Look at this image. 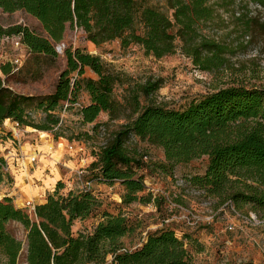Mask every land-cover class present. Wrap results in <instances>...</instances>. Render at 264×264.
<instances>
[{"label":"trees","instance_id":"trees-1","mask_svg":"<svg viewBox=\"0 0 264 264\" xmlns=\"http://www.w3.org/2000/svg\"><path fill=\"white\" fill-rule=\"evenodd\" d=\"M164 1L173 11L172 17L156 7L140 6L137 0H0V10L26 12L41 23L47 36L21 25L0 27V35H21L31 53L56 56L55 47L70 25L83 30L96 47L119 41L124 50L138 45L147 56L162 59L177 52L179 40L183 54L201 70L223 65L228 46L204 35L203 26L216 21L219 9L229 12L235 8L236 0L214 4L212 0ZM243 1L246 6L264 9V0ZM246 17L241 14L235 19L242 23ZM66 55L67 70L54 93L38 97L12 91L6 83L11 65L0 62V124L10 120L46 132L60 128L65 103H76L82 90L90 97L89 104L79 110L83 125L93 124L94 131L101 133L98 119L102 113L111 121L126 116V122L104 140L87 168V178L93 182L122 185L123 205L158 207L163 200L148 192L138 173L147 157L136 145L140 141L163 151L164 161L150 166L172 177L177 166L207 157L203 175L180 178L188 189L201 191L203 199L217 201L220 208L229 204L241 210L249 205L264 214V88L231 86L175 110L151 101L163 86L161 80H148L130 90V81L99 56L81 49ZM86 68L98 79L85 78ZM126 84L133 93L119 101L115 89ZM32 108L44 113L42 123L32 118ZM54 136L56 140L64 137L59 132ZM0 163L1 185L5 162L0 159ZM62 188L58 182L56 190L34 211L18 207L11 197L0 199V264H18L22 252L23 243L11 233V224L21 225L27 233V264H105L109 257L111 264H196L185 240L167 226L148 233L135 250L126 248L122 239L134 229L122 214L103 211L92 233L74 235V223L93 217L101 202L92 191L63 195Z\"/></svg>","mask_w":264,"mask_h":264},{"label":"rangeland","instance_id":"rangeland-1","mask_svg":"<svg viewBox=\"0 0 264 264\" xmlns=\"http://www.w3.org/2000/svg\"><path fill=\"white\" fill-rule=\"evenodd\" d=\"M137 1L140 6L156 7L172 17L173 11L164 0ZM216 1L218 0H212V4L217 3ZM236 3V7L229 12L219 9L216 21L203 26L204 35L228 46L229 49L224 57V64L215 70L205 71L195 66L192 60L183 54L179 40L177 41L178 49L174 55L156 59L147 56L138 45H132L124 50L119 41L96 47L88 41L84 31H77L76 27L67 25L62 41L63 53H58L56 56L30 53L23 69L18 74L9 75L6 83L19 95L36 97L50 95L54 93L61 74L67 70L66 53L81 49L99 56L107 66L123 74L130 81V90L148 80H161L163 86L151 101L170 109H182L195 99L231 86L264 88V9L254 4L246 6V1L243 0H236ZM241 14L248 15L242 23L235 19ZM248 22L250 24L246 26ZM19 25L28 28L38 36H47L41 23L26 12L6 13L0 10V27L10 29ZM138 30L143 33L141 26ZM19 53L26 54V51L16 52L11 47L0 49V62L8 63V60ZM90 75L98 79L97 75L87 69L84 77L91 79ZM71 77L74 78L75 74ZM131 93L133 92L129 91L127 84L118 85L115 89V97L119 101L127 100ZM78 99L82 105L87 103L84 91L79 92ZM141 102L146 103L143 97ZM29 113L37 123H42L45 117L44 113L34 108L29 109ZM60 115L63 122L60 128L46 132L22 126L21 132L23 133L24 130L28 132L20 140L14 135V129H12L14 125L5 127V123L9 124L6 121L0 124V159L5 162L3 183L0 185V199L12 189L15 181V172L12 171L27 170L29 173L35 167V165L27 166L29 156L23 152L25 166L22 167L14 161L13 155L20 154V145L37 146L41 143H36V140L49 141L50 148L53 149V146L61 148V152L55 153L52 159L53 164L57 163L61 166V163L63 164L72 153H75L68 150V146L82 144L85 145V152L75 153V155L78 158L82 156L95 161L104 140L127 120L125 116L111 121L109 115H103L99 123L105 129L106 135L102 136L94 131L93 124L81 123L79 110L72 109L65 114L61 112ZM42 132L47 135L42 136ZM57 132L64 137L56 140L54 134ZM78 138H80L79 141ZM57 142L63 145L58 146ZM136 145L143 151V155H147L144 159L145 166L139 169L138 173L144 177L148 192L158 199H163L161 205L157 207L154 204L145 206L135 203L125 206L122 204L121 196L124 188L121 184L108 185L99 181L94 182L91 191L101 202V206L93 217L77 220L74 223V235L92 233L101 221V213L108 211L113 215H124L132 225L134 231L122 239L124 246L130 250L140 247L148 233L167 226L175 231L177 237L185 240L196 264H264L263 213L254 211L249 205L241 210L232 207L222 209L218 207L217 201H207L202 195L189 193L186 188L175 183V177L203 175L208 165L207 157L177 166L173 173L176 176L172 177L155 172L153 166H150L164 161V153L161 149L140 141ZM34 150L33 148V152L28 154L34 155ZM51 152L49 150V154L52 155ZM76 171L70 172L71 175L64 173L63 178L59 179L63 184L61 194L68 195L70 192L83 191ZM58 182L56 183L55 180L53 191L48 194L56 190ZM213 214H215L214 217ZM251 214L256 215L260 224L256 225L247 220ZM192 215L195 218L190 225L188 223L192 221ZM230 226L233 228L232 231L228 230ZM9 229L23 243L18 264H27L26 231L19 224H11Z\"/></svg>","mask_w":264,"mask_h":264},{"label":"crops","instance_id":"crops-1","mask_svg":"<svg viewBox=\"0 0 264 264\" xmlns=\"http://www.w3.org/2000/svg\"><path fill=\"white\" fill-rule=\"evenodd\" d=\"M89 68L85 69L86 70ZM91 70V69H90ZM91 72L95 74L92 70ZM96 75V74H95ZM91 79L96 80L97 77H93V75L89 76ZM84 97L87 101V104L90 102V97L87 92H84ZM107 113H102L98 119V122L100 118L103 115H106ZM108 115V114H107ZM6 122H9V124L5 123V127L9 125H13V123L10 120H7ZM14 129V126L13 128ZM42 136H45V134L41 133ZM36 143H41L35 145L31 144H25L20 145L19 151L23 155L25 153L29 158L33 155H29V152H33L34 150V156L37 155L38 162L29 173H27V170H17L12 171L14 173V183L12 186V189L9 191V193L5 196L13 198L15 204L18 207H24V203L27 201H30L34 203L35 206L43 204L46 200L47 194L53 191V187L55 186V180L56 183L59 181V179L63 178L64 173L70 174V172L76 171L77 169L86 166L88 167L92 161H90L87 158H83L80 156L79 158L75 153L71 154V157H68L64 163H61V166L57 163L53 164V156L54 154H58L61 152L60 147L53 146L54 148H50L51 144H49V141H43L42 139L36 140ZM65 141V140H64ZM58 146L63 145L61 142L56 143ZM51 150L52 155L49 154V150ZM65 151L67 150L65 147L63 148ZM38 150V151H37ZM23 152V153H22ZM69 152V151H68ZM16 156L14 157V161L17 162ZM24 156V155H23ZM30 161V159H29ZM38 165V166H37ZM60 182V181H59ZM109 263V261L107 262Z\"/></svg>","mask_w":264,"mask_h":264},{"label":"built area","instance_id":"built-area-1","mask_svg":"<svg viewBox=\"0 0 264 264\" xmlns=\"http://www.w3.org/2000/svg\"><path fill=\"white\" fill-rule=\"evenodd\" d=\"M76 30L77 31L78 30L83 31L81 29H78L77 27H76ZM7 47H11L16 52H20L22 50L26 51V54H22V53L16 54V56H14V58L7 61L8 64L11 65L10 75L18 74L23 69L24 64L26 62V59L28 58V56L30 55L31 52H30L29 48L23 43L21 35H0V49L7 48ZM55 48H56L57 53H63L64 45L62 43H60V44H57ZM1 63L5 64V62H1ZM73 82H74V79H73ZM81 107H82V104L79 100L73 104L67 102L64 105L62 113L65 114L72 109L80 110ZM13 125H14V135L16 138H18V140H20V138L28 131L24 130L22 133L21 132L22 126H20L18 123H14V122H13ZM100 134L102 136L106 135V131L102 127H101V133ZM68 150H71L72 152H75L77 154H82L85 152V145H82V144L69 145ZM29 159H30V161L27 164V166L33 167L38 162L37 155L31 156ZM16 160L18 161L19 164H21L22 167L25 166L24 156L21 153L17 154ZM87 168L88 167L83 166L76 171V174L79 178V181L83 186V191H91L93 183H94L92 180H89L87 178V175H88ZM175 183L178 186H182V188H186V191L189 193L197 194L199 196H201L203 194L201 191L194 190V189H188L186 183L178 177L175 178ZM207 201H210V200H207ZM23 206L25 208L30 209L31 211H34L36 208V206L30 201L25 202ZM224 207L234 208L233 206H231L229 204H226ZM222 209H224V208L222 207ZM236 214H237V212H236ZM214 216H215V214H213V217ZM186 218H189V217H186ZM194 218L195 217L192 215V221L188 224H190V225L193 224ZM247 220L253 224H256V225L260 224L256 215H253V214H251ZM261 223H263V222H261ZM228 230L232 231L233 228L230 226V227H228ZM111 259L112 258L109 257V259H108L109 263H111Z\"/></svg>","mask_w":264,"mask_h":264}]
</instances>
